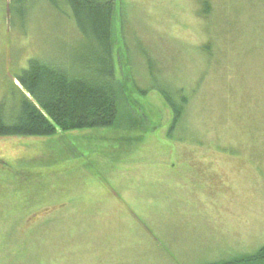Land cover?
Masks as SVG:
<instances>
[{
	"label": "rangeland",
	"instance_id": "1",
	"mask_svg": "<svg viewBox=\"0 0 264 264\" xmlns=\"http://www.w3.org/2000/svg\"><path fill=\"white\" fill-rule=\"evenodd\" d=\"M121 9L137 126L0 137V264H214L264 247V0ZM94 56L68 0H0V105H18L29 58ZM160 88L188 97L173 129Z\"/></svg>",
	"mask_w": 264,
	"mask_h": 264
},
{
	"label": "trees",
	"instance_id": "2",
	"mask_svg": "<svg viewBox=\"0 0 264 264\" xmlns=\"http://www.w3.org/2000/svg\"><path fill=\"white\" fill-rule=\"evenodd\" d=\"M68 2L79 31L92 47L94 58L89 62L82 58V69L64 67L52 60L29 58L26 68L15 77L22 86L21 89L14 84L18 105L13 109L8 108L6 101L0 105V137H51L59 133L136 128L134 120L138 106H129L125 81L120 78L123 71L130 68L129 56L124 51L127 45L123 26L116 22L119 14L122 15L123 0ZM159 93L171 109L173 129L183 117L188 97L183 90L176 94L179 101L173 100L163 88ZM261 262H264V247L254 256L214 264Z\"/></svg>",
	"mask_w": 264,
	"mask_h": 264
}]
</instances>
